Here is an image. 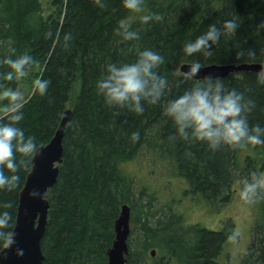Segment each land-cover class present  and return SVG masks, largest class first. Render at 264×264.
<instances>
[{
	"label": "trees",
	"instance_id": "16d2710c",
	"mask_svg": "<svg viewBox=\"0 0 264 264\" xmlns=\"http://www.w3.org/2000/svg\"><path fill=\"white\" fill-rule=\"evenodd\" d=\"M102 2L103 9L94 0H48L46 5L43 0L0 1V60L29 53L34 63L26 73L39 67L34 81H50L45 95L32 91L23 102L19 126L26 135L36 137L38 146H44L54 136L63 113L71 110L62 140L63 161L54 186L46 194L49 211L41 240L44 263L108 264L115 221L121 207L128 205L130 220L138 229L133 243L127 242L125 264H219L229 230L213 231L199 225L184 230L180 222L162 227V240L172 261L148 256L152 249L160 252V209L151 204L155 196L147 198V188H138L134 177L122 167L143 149L155 150L187 182L188 192L208 205L229 202L234 181H241L242 187L244 178L259 175L256 160L248 156L240 168L238 154L244 148L264 154V145L222 146L212 152L202 142L173 138L175 125L164 108L168 100L207 81L183 80L179 66L184 63L264 64V28L258 27L264 23V0H145L146 9L163 17L148 24L140 22L139 14L125 9L122 0ZM234 15L239 17V27L233 36H222L220 43L213 45L211 56L183 52L184 43L194 40L209 24L221 26ZM122 19L140 33L139 40L121 41L115 29ZM46 32L51 33L48 38ZM65 34L70 35L67 41ZM144 48L165 58L159 71L169 85L159 103L145 104L143 114L107 106L96 89L106 64L133 62ZM10 71L12 79L7 75ZM16 75L0 63V91L14 89ZM221 79L228 88L254 101L249 123L264 126V84L258 82V73L235 72ZM134 131L140 133L135 142L130 138ZM28 168L30 171L31 162ZM29 171L21 170L16 189L0 190V204H13L8 210L14 224L18 195ZM251 206L255 208L251 243L240 264H264V198ZM132 246L135 251H130Z\"/></svg>",
	"mask_w": 264,
	"mask_h": 264
},
{
	"label": "clouds",
	"instance_id": "9594fccd",
	"mask_svg": "<svg viewBox=\"0 0 264 264\" xmlns=\"http://www.w3.org/2000/svg\"><path fill=\"white\" fill-rule=\"evenodd\" d=\"M101 9L105 7L102 0H94ZM122 5L131 13L139 14L143 24L163 19L161 14L146 9L145 0H122ZM239 17L223 21L221 26L211 23L206 30L194 40L183 45V52L187 56L202 53L212 55L213 45L221 41L222 36H233L239 27ZM258 27L264 28V23ZM121 41L140 39V33L132 27L127 19L119 21L115 29ZM48 38L51 33H45ZM65 41L70 39L65 34ZM67 47V45H64ZM15 49L11 52L15 53ZM242 55V53H238ZM164 57L151 48L138 51L133 62H109L105 72L96 81V89L104 103L109 107L127 109L136 114H143L145 104L156 105L168 88L169 82L165 75H161L159 68L164 63ZM0 63L8 65L10 69L23 77L26 70L34 63V57L23 53L15 58L5 56ZM202 69L201 63L194 61L183 73V80H193ZM13 78V73H7ZM258 82L264 84V67L258 72ZM50 81L37 79L34 81L33 94L45 95ZM22 93L7 90L3 96L9 101L4 108L5 115L0 117V190L12 191L21 181V170L29 171L28 165L40 151L36 137L26 135L19 122L23 118L21 111L23 103L20 101ZM255 103L246 99L243 92L235 88H228L218 77H209L206 82L197 84L183 91L182 94L167 101L164 114L175 125L173 138L196 143L202 142L215 152L222 146L232 148L246 145H264V126L260 123L251 125L248 114L252 112ZM118 114V113H116ZM133 142L138 141L140 133L134 131L130 136ZM264 177L252 173L250 178H244L240 188V199L246 204L255 203L264 198ZM36 190L29 192L30 197H37ZM13 207L11 202L0 204V251L10 249L15 244V232L12 229L14 218L8 210ZM23 249H15L16 256H22Z\"/></svg>",
	"mask_w": 264,
	"mask_h": 264
},
{
	"label": "rangeland",
	"instance_id": "374dc122",
	"mask_svg": "<svg viewBox=\"0 0 264 264\" xmlns=\"http://www.w3.org/2000/svg\"><path fill=\"white\" fill-rule=\"evenodd\" d=\"M47 3L48 0H43L44 5ZM38 71L39 67L30 74L26 73L23 77L16 75L15 88L9 87L0 91V116L4 114V108L9 104L3 93L7 90L18 91L22 93L20 101L23 103L33 91L34 76ZM74 86V91L76 92L78 83ZM248 156L256 160L259 176L264 177V154L254 148L242 149L238 154L240 168L244 167L245 159ZM122 169L124 173L134 177L138 188H147V193H149L146 194L147 198L155 196V200L151 201L155 210L160 209V205H162L160 203V192L162 194L168 192L169 196L174 197L176 201L182 200L180 206L178 202L174 205L181 208L187 224L189 220L190 224H199V226L208 230L220 231L223 228L228 229L230 233L226 237L217 262L219 264H240L251 243V231L255 220V208L240 199L241 181L236 180L232 184L229 202L225 204H218V202L214 203V205H208L204 203L201 197L194 196L188 192L187 182L179 177L169 162L162 160L155 150L143 149L135 160L123 165ZM164 194L163 197L166 198L167 194ZM262 195L264 196V194ZM134 218H137V216ZM135 224V222L130 220L129 227L134 233L130 242L127 240L128 244L133 243L135 238V233L138 229ZM129 249L130 251L131 249L135 251L133 250L134 246L132 248L129 247ZM155 250L156 257H160L158 249L155 248Z\"/></svg>",
	"mask_w": 264,
	"mask_h": 264
},
{
	"label": "water",
	"instance_id": "95a60500",
	"mask_svg": "<svg viewBox=\"0 0 264 264\" xmlns=\"http://www.w3.org/2000/svg\"><path fill=\"white\" fill-rule=\"evenodd\" d=\"M1 1V0H0ZM191 64L179 66L183 74ZM264 67L259 63L242 64H210L202 66L199 75L193 80H205L209 77L224 78L235 72H256ZM71 110L67 109L55 130L50 142L40 146L39 153L31 161V169L25 177L24 184L18 195V207L13 231L15 244L10 249L0 251V264H45L41 250V240L47 225L49 202L46 198L48 191L54 186L63 161L62 140ZM36 190L39 195L35 198L29 192ZM130 207L123 205L119 217L114 224L115 239L107 251L108 264H125L128 254L127 239L130 233ZM23 249L22 256L15 255V249ZM155 257L154 249L149 251Z\"/></svg>",
	"mask_w": 264,
	"mask_h": 264
},
{
	"label": "flooded vegetation",
	"instance_id": "af4514ba",
	"mask_svg": "<svg viewBox=\"0 0 264 264\" xmlns=\"http://www.w3.org/2000/svg\"><path fill=\"white\" fill-rule=\"evenodd\" d=\"M165 193V194H164ZM163 194L166 195L167 197L164 198L163 194L160 192V203H162V205H160V260L161 261H172L171 256H169L167 254V250L165 249V244L164 241L162 240V227L164 228V224L166 225L169 223H174V222H180L181 223V228L186 230L187 227H192V226H196L199 224H190L189 220H188V224L185 221V217L184 214L182 213L183 211L181 210L180 207L175 206L174 204L176 202H178V205H181V199H179L178 201H176V199L174 197L169 196V193L164 192ZM149 194V193H147ZM195 196V195H194ZM193 200V198H192ZM167 215V216H166ZM188 219V218H187ZM166 227V226H165ZM208 230V229H207ZM134 231L130 230L129 236H128V240L130 242L132 236H133ZM155 250V249H154ZM156 252V250H155ZM148 256H150L149 252H148ZM156 256V255H155Z\"/></svg>",
	"mask_w": 264,
	"mask_h": 264
},
{
	"label": "bare ground",
	"instance_id": "6f19581e",
	"mask_svg": "<svg viewBox=\"0 0 264 264\" xmlns=\"http://www.w3.org/2000/svg\"><path fill=\"white\" fill-rule=\"evenodd\" d=\"M243 181V180H242ZM160 216V215H159ZM167 216V215H166ZM148 219V218H147ZM152 219V218H151ZM154 219V218H153ZM148 221H150V220H148ZM153 223V222H152ZM145 231H146V229H145ZM146 233V232H145Z\"/></svg>",
	"mask_w": 264,
	"mask_h": 264
}]
</instances>
